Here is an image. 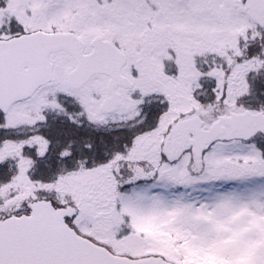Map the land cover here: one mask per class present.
<instances>
[{
  "label": "snow or ice",
  "instance_id": "6c2138e0",
  "mask_svg": "<svg viewBox=\"0 0 264 264\" xmlns=\"http://www.w3.org/2000/svg\"><path fill=\"white\" fill-rule=\"evenodd\" d=\"M0 264H264V0H0Z\"/></svg>",
  "mask_w": 264,
  "mask_h": 264
}]
</instances>
